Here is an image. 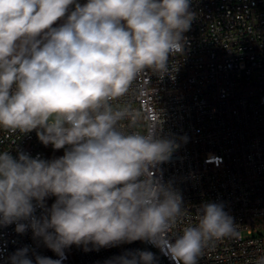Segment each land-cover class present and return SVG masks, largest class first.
<instances>
[{"label": "clouds", "instance_id": "1", "mask_svg": "<svg viewBox=\"0 0 264 264\" xmlns=\"http://www.w3.org/2000/svg\"><path fill=\"white\" fill-rule=\"evenodd\" d=\"M192 3L0 0V129L35 131L45 147L63 149L51 159L16 143L0 150V225L31 229L61 258L73 245L89 251L140 240L173 264H198L210 243L239 235L223 204L211 202L196 209L195 224L174 230L185 203L160 165L180 144L162 136L163 120L142 130L139 113L121 103L145 75L174 79L170 58L185 53ZM34 255L35 264H61ZM8 259L33 264L28 247ZM108 264L156 258L137 250Z\"/></svg>", "mask_w": 264, "mask_h": 264}, {"label": "built area", "instance_id": "2", "mask_svg": "<svg viewBox=\"0 0 264 264\" xmlns=\"http://www.w3.org/2000/svg\"><path fill=\"white\" fill-rule=\"evenodd\" d=\"M191 8L196 19L184 34L185 53L170 58L178 62L174 79L145 75L121 103L139 113L142 130L163 120L162 136L180 144L160 165L163 180L180 190L185 203L174 230L195 224L196 209L205 202L222 203L234 219L239 235L210 243L198 264H255L264 255V0H193ZM15 143L32 156L63 155V149L45 147L35 131L0 129V150ZM54 201L47 198V206ZM24 247L33 264L34 254L61 264H108L137 250L152 252L156 264H173L160 248L140 240L89 251L73 245L61 258L31 229L18 233L15 223L0 225V264Z\"/></svg>", "mask_w": 264, "mask_h": 264}]
</instances>
